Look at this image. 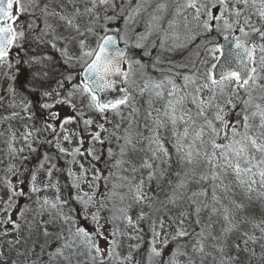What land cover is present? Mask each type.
<instances>
[{
  "label": "snow or ice",
  "instance_id": "6c2138e0",
  "mask_svg": "<svg viewBox=\"0 0 264 264\" xmlns=\"http://www.w3.org/2000/svg\"><path fill=\"white\" fill-rule=\"evenodd\" d=\"M35 11L44 26L34 38L59 54L58 74L53 56L19 54L36 32L20 15ZM177 48L192 49L188 62L162 58ZM134 49L158 53L149 65ZM0 80L10 81L0 93V237L21 221L38 228L45 244L59 241L48 264L82 255L91 264H264V0H0ZM33 95L46 113L39 122ZM44 144L59 156L40 154ZM31 155L39 160L27 169ZM60 158L72 166L68 199L52 180L65 171ZM26 173L36 199L13 219ZM50 189L54 198L38 195Z\"/></svg>",
  "mask_w": 264,
  "mask_h": 264
},
{
  "label": "rangeland",
  "instance_id": "374dc122",
  "mask_svg": "<svg viewBox=\"0 0 264 264\" xmlns=\"http://www.w3.org/2000/svg\"><path fill=\"white\" fill-rule=\"evenodd\" d=\"M170 18V17H169ZM33 23L36 32L35 34L33 32H27V39L23 41L24 44V49L20 51V54H24V50L27 51L28 55H36V56H41L44 54L51 55L54 58L51 71H53L55 74H58L59 71L64 70V65L60 61L59 54L55 52L54 50L51 49V47L47 44H41L38 43L34 35H39V29L44 26L43 23V17L39 11H35L34 14H21L19 18V24L24 25L25 27L27 26L28 23ZM122 23V21L120 22ZM143 26L142 24L140 25L138 30H142ZM134 52L137 56V58L141 59L142 62L151 64L152 58L155 57L158 53V49H152V56L151 57H146L143 55L142 50L140 49H134ZM191 52L192 49H174L172 51H164L163 53V59L167 61H171L173 64H180V63H186L188 60L191 58ZM27 76V71L19 76V80L17 83L20 85H23L25 82ZM10 81L6 80H0V93H6V88L7 84ZM52 86L54 87V80L50 81ZM31 99L33 100L34 104L37 105V115H38V122L40 118L46 117V113H41L38 109V103H39V97L38 95H33L31 96ZM61 115H67L70 114L71 110L68 109L67 107H62L60 108ZM5 114V110L0 108V115ZM111 119V116L109 117ZM14 126L18 127L19 126V121H14L13 122ZM7 127V125H0V131H4V129ZM71 127L75 128V125H72ZM110 127V126H109ZM4 137H0V161H3V163H0V178H3L4 176V166L7 163V158L5 155L6 151V145L4 143ZM19 146V145H17ZM87 144H85V147ZM48 152L50 155H55L59 156V153H56V150L52 147H50L47 144H44L40 147L39 153L42 154V152ZM25 156H29V153L25 152ZM70 159V158H67ZM39 160L38 155H31L28 161L25 163L24 167L27 169H31L34 166L37 165ZM57 164V167L60 169H65L64 172H54L52 180L55 182L56 180H59L60 183V189H61V195L64 199H68L71 195L74 194V190L71 188L69 178L67 176L66 170L69 167H72L70 164L67 163V160L65 158H60L54 161ZM103 167V165H101ZM10 179L13 180L14 183H16L17 178L16 177H9ZM20 179L24 180L23 185H20L17 183V188L16 190L18 191H24L25 196L23 197H17L16 199V204L17 207L13 210L12 212V217L15 219L19 213V209L23 208L25 205H29L36 199L35 195H31V198L29 199V177L27 173L25 174L24 177H21ZM40 179L43 181L46 178L41 174ZM103 189H101L102 191ZM5 194V189L0 185V195ZM41 198L44 196L51 198H54L56 195V192L54 189H50L47 192H41L38 194ZM70 207L76 208L77 212H74L73 215L77 216L80 223L85 226L88 230H93V225L91 223H88L82 219V217L78 216V211H79V205L76 204L74 201L70 203ZM67 211V209H65ZM135 211L133 212V215L135 216ZM37 221H39V217L36 218ZM44 219H47V216L44 217ZM21 223L24 225L22 230L19 233L12 232L9 236L7 237H0V252L4 253L3 257H0V264H13V262H16V264H24V261H27V264H32L33 261H36V264H48V255L51 251H53L59 244V241L55 240L54 237L48 238L47 243L45 244V238L43 237L41 231L33 227L31 231H29L28 225L24 224L23 221ZM9 229H11V225L7 226ZM143 228V233L142 235L145 236L144 242L141 244V249L139 251V254L137 256V259L143 260V258L146 255V250H147V240L150 239V234L148 233V225L147 223H143L141 225ZM57 231L59 230V225L57 226ZM111 227L109 225H105V232H110ZM17 237L20 238V244L16 245L13 249H9V246L7 244V240L9 239H16ZM102 247L106 246V243L103 239L98 241ZM135 243V241H133ZM45 244V250L42 252L41 251V245ZM30 250V251H29ZM171 248L168 249L170 251ZM123 251L126 253L128 251V241L124 242V248ZM257 255L260 253L259 246L256 247ZM23 252L26 253L25 256L21 257L18 255V253ZM73 264H91L90 260L86 255L78 256L73 259Z\"/></svg>",
  "mask_w": 264,
  "mask_h": 264
}]
</instances>
